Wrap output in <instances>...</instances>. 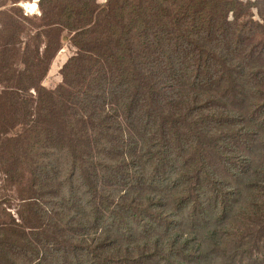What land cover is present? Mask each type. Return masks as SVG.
<instances>
[{"label": "trees", "instance_id": "obj_1", "mask_svg": "<svg viewBox=\"0 0 264 264\" xmlns=\"http://www.w3.org/2000/svg\"><path fill=\"white\" fill-rule=\"evenodd\" d=\"M43 1L50 4L52 36L60 43L68 38V46L64 41V46L56 45L50 64L59 84L53 80L51 86L45 71H35L31 64L29 73L16 79L25 125L39 111L41 126L32 121L37 129L27 128L24 143L14 141L13 148L5 144L0 149L3 169L12 170V161L17 163L14 170L21 172L17 184L24 173L31 178L28 192L22 190L20 202L25 210L20 220H0V250L25 262L37 255L33 245L48 238L58 251L74 254L72 264H130L135 251H145L150 258L148 240L119 243L115 228L132 237L148 220L166 223L176 220L178 213L185 218L188 212L204 218L212 205L216 210L225 206L226 194L205 174L208 165L200 159L195 164L192 144L183 143L193 140L190 128L196 120L187 100L196 103V97L186 98L188 88L174 69L180 63L178 53L185 57V68L194 65L197 72L191 69L190 87H198L219 81L215 60L223 63L234 58L223 46L234 48L239 62L223 65L229 74L226 86L233 92L246 87L249 91L242 92L248 97L244 103L232 107L229 120L234 129L230 131L234 139L255 134L259 126L264 127V93L260 92L264 89V0L245 5L257 9V21L247 11L249 21L239 24L228 22L229 18L237 21L246 11L238 0H111L112 6L104 5L105 0ZM44 7L39 0L40 11ZM209 33L216 35L214 48ZM201 40L208 45L198 44ZM30 91L35 92L39 108L29 103ZM235 115L238 122L246 121L251 127L236 124ZM49 124L62 131L43 128ZM54 151L66 154V171L71 165V170L80 171V188L98 195L96 203H84L91 214L77 197L68 204L69 210L77 211L71 220L86 222L67 225L74 230L72 235L63 231L65 208L52 186L51 172L57 171L50 166ZM97 182L98 187L103 182L110 188L99 191ZM206 185L214 186L208 201L193 200ZM103 220V230L96 235L93 224ZM82 235L90 237L87 250H83ZM152 245L158 249L155 241ZM10 247L14 252L7 250Z\"/></svg>", "mask_w": 264, "mask_h": 264}, {"label": "rangeland", "instance_id": "obj_2", "mask_svg": "<svg viewBox=\"0 0 264 264\" xmlns=\"http://www.w3.org/2000/svg\"><path fill=\"white\" fill-rule=\"evenodd\" d=\"M255 1L238 0L244 6ZM40 2L47 6L43 11L38 8L39 0H0V149L5 144L13 148L14 141L24 143L27 128L30 131L37 129V125L32 121H39L41 126L39 111L33 112L30 125L27 127L21 110H19L21 107L18 105V94L21 92L16 89V86H19L16 79L20 75L25 77L29 73L28 65H34L35 71L37 68L40 72L45 71V79H48L47 82L51 86L53 80L59 84L58 74L56 78L55 70L53 73L50 72V64L53 61L56 45L64 46L62 43L64 41L67 47L68 38L61 39V43L57 38L54 39L51 34L53 26L50 25L52 24V17L49 16L50 4L43 0ZM107 3L109 6L113 5L111 0L103 2L104 5ZM245 7L246 11L244 10L245 13L241 18L237 21L229 18L228 22L239 24L249 21L247 11L251 13V19L257 21L259 16L257 9ZM170 9L174 8L170 6ZM209 36L212 38L210 39L212 40L211 48H214L216 35L209 33ZM20 40L23 41L21 45ZM198 44L208 45L203 40ZM223 47L227 54L233 53L234 58L225 60L223 63L220 59L218 62V58L215 60L220 70L219 81L214 79L210 83L190 87L193 82L189 79L191 69L194 72L197 71L194 70V65L185 68L182 62L185 57L180 53H178L180 63L176 64L174 69L181 74L186 89L188 88L189 96L186 98H190L191 95L196 97V103L192 101L189 103L187 100L196 120L190 128L193 140L192 142L185 140L183 143L192 144L190 154L195 164L198 165L200 159L202 163L205 162L208 165V169L205 168L207 170L205 174L214 186L217 185L216 188L226 194L225 206L222 210H216L212 205L208 208V214L204 218H198L188 212L185 218H181L178 213L176 220H165L166 223L163 220H148L147 224L141 227V231L136 232L138 236L134 234L128 237L122 229L116 227L115 237L119 243L126 245L127 242L147 240L151 243L149 249L151 257L146 258L145 251H135L130 257L131 260L134 258L135 260L130 264H264V127L259 126L255 134L250 132L251 134H244L240 139H234L230 131L234 127L229 116L233 113V106H239L247 100L248 97L242 92L249 91V88L233 92L232 88L226 86L229 74L225 73L223 65L231 66L235 61H239L234 48ZM11 49L14 50L13 54H11ZM210 56L208 54V57ZM36 63H39V66H36ZM170 64V68H173L172 62ZM37 75L38 73L33 75L35 81L42 86V80L38 81ZM25 84L31 87L27 78H25ZM260 92L264 93V89ZM30 93L32 97L29 103L33 105V108H39L35 92L30 91ZM234 93L237 96L235 99L233 98ZM61 121L65 123L64 119ZM234 122L242 127H251L246 121L238 122L237 116ZM43 128H55L62 131L53 124ZM244 140H246L245 145H243ZM63 144L62 142L57 146ZM37 155L38 153L34 157L35 160ZM51 156L50 166L57 167V171L51 172L53 190L58 193L57 196L61 197L60 201L65 208L63 223L66 228L63 231L72 235L74 230L69 229L67 225L84 226L86 222L85 220H71L77 211L69 210L68 204L77 197L81 207L90 213L87 205L96 203L98 195H88L80 188L79 170H71V165L66 171L65 153L54 151ZM16 164L12 161V170L3 169L0 166V220L7 223L10 220H20L19 215L25 210L20 199L23 191L28 192L27 179L29 181L31 179L28 174L24 173L23 180L17 184V173L21 172L18 169L14 170ZM184 185L187 189V183ZM96 186L99 191L100 189L106 191L110 188L103 182L99 183L100 188L98 182ZM214 186L206 185L201 195L194 197L193 200H199L205 204ZM62 195H64L63 198ZM104 223L103 220L100 225L93 224V227L97 229L96 235L102 232ZM0 239H3L1 234ZM80 240L83 250H87L90 237L82 235ZM153 241L158 249L153 247ZM33 247L37 255L25 262L22 257L16 260L13 255L0 250L7 256L5 261L2 257L0 258V264H63V262L72 264L74 254L65 249L58 251L48 238L43 243L36 242ZM7 250L14 252L12 247ZM8 261L11 262L8 263Z\"/></svg>", "mask_w": 264, "mask_h": 264}]
</instances>
